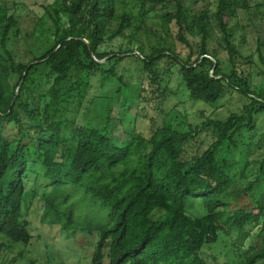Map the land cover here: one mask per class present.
Returning a JSON list of instances; mask_svg holds the SVG:
<instances>
[{
  "label": "trees",
  "instance_id": "1",
  "mask_svg": "<svg viewBox=\"0 0 264 264\" xmlns=\"http://www.w3.org/2000/svg\"><path fill=\"white\" fill-rule=\"evenodd\" d=\"M118 2L44 5L52 38L26 62L8 48L18 20L0 7V264L23 258L22 249L9 259L2 253L31 244V216L38 210L41 223L97 235L89 264H219L204 256L203 246L233 232L231 246L221 251L228 259L222 264L264 263V156L254 161L253 173L248 142L241 139L253 135L264 114V89L251 88L249 74L236 67L250 60L233 42L230 27L249 0H217L214 8L222 35L218 46L227 53L229 73L208 48L207 7L193 10L186 0H135V13L131 6L118 11ZM157 11L163 12L162 30L168 36L172 24L177 27L186 56L147 25ZM139 32L156 40L144 42ZM186 34L199 36L200 42L193 46ZM119 36L128 39V46L120 45L117 52L100 48ZM257 50L264 61L260 44ZM124 62H136L137 80L126 78L130 69ZM173 66L188 98L213 109L186 129L176 128L165 115L160 124L151 119L146 136L141 112L148 103L162 111ZM106 83L116 85L111 94L92 93ZM73 96L84 100L81 123L65 126ZM115 102L127 135L121 141L111 136ZM201 133L211 141L186 157V146ZM68 185L80 189L85 207L104 215L81 214L84 219L76 220ZM197 199L203 213L194 215L187 207ZM254 228L259 229L251 235ZM249 237L253 241L245 248Z\"/></svg>",
  "mask_w": 264,
  "mask_h": 264
},
{
  "label": "rangeland",
  "instance_id": "2",
  "mask_svg": "<svg viewBox=\"0 0 264 264\" xmlns=\"http://www.w3.org/2000/svg\"><path fill=\"white\" fill-rule=\"evenodd\" d=\"M53 0H0V7H4L7 14L14 15L18 20V32L11 33V37L8 40V48L18 61H28L34 54H38L42 51V48L48 44V40L52 38L51 21L47 17L44 11V5L52 3ZM217 0H186V3L193 10H200L204 7L209 9L210 22L212 24L210 37L208 39L209 50H215L216 57L220 60L223 70L226 73L230 72L231 64L228 61L226 51L218 46L221 40V32L217 28L215 20L213 18V12ZM132 7L133 12H137V3L135 0H119L118 11L128 10V7ZM162 11L157 13L148 20L147 25L151 27L157 33H160L164 38L172 42L174 50L180 54V56H186L188 54V48L181 44L176 39L177 27L172 24V30L169 32V36L162 30ZM230 27L232 28V40L238 47L240 53L248 57L250 62L238 61L236 67L243 70L245 74L250 76L251 88L264 89V61L259 59L257 45L260 44L261 55L264 60V0H249V8L237 10V17L230 21ZM125 35H128L131 30L124 31ZM137 37L144 42L146 40H156L153 35L147 38L144 32H139ZM186 37L190 40V43L195 46L200 42L199 36H190L186 34ZM127 38L116 37L111 42L105 43L100 48L102 50L118 51L120 45L128 46ZM196 49V48H195ZM125 67H129L130 71L125 75L131 79L137 80V70L132 71L136 65V62L123 63ZM164 66V63L160 64ZM136 69V68H135ZM130 79V78H129ZM167 95L161 102L162 111L154 108L153 103H148L145 110L141 112L140 119L145 127V135H149V124L153 119L157 124L162 121V116L165 115L166 119L170 120V123L179 129H186L187 124L199 123L206 117L211 111L212 107L200 100L192 101L188 98V93L184 88L183 82L178 76V67L173 66L171 73L167 76ZM134 83V81L131 80ZM114 83H106L103 89L99 90L95 88V92L98 94L100 91L111 94L115 89ZM233 97V96H231ZM230 98V95L225 97V100ZM235 98L233 97L232 100ZM84 106V100L73 96L67 107L64 117V125H72L75 123H81L82 108ZM119 103H113L111 111V136L115 141H121L126 138L124 132V126L121 123L119 115H117ZM202 111L203 113H200ZM167 113V115L165 114ZM256 129L250 138H246L245 135L241 137L242 140L248 142L249 154L247 160L251 162L252 172H256L255 160H260L264 156V114L258 116L256 121ZM211 141L209 134L201 133L186 146V157H190L195 151H202ZM237 157H238V151ZM251 172V173H252ZM254 175H250L249 179H253ZM66 191H71L70 201L75 203L76 220L82 221L83 216H92L94 218L104 215V210H98L95 207H85L86 204L79 197L80 189L74 186L68 185L65 187ZM197 199V203L187 207L191 214L196 215L203 213V207H201ZM231 206L225 208L224 219L227 214L230 213ZM36 215L31 216V233L33 235L31 244L16 245L17 248L13 251H4L2 256L5 259H9L15 256L18 249L23 250V258L17 259L16 264H28L30 259L35 260L36 264H89L90 256L94 249L95 242L97 240L96 234H89L84 231L71 232L69 229H62L60 225L44 224L41 223L39 214L40 211H36ZM81 215V216H80ZM80 216V217H79ZM83 218V219H82ZM82 219V220H81ZM259 228H254L251 231V235H255ZM232 237H224L220 235L217 242L212 244H205L203 246V254L209 261H218L222 264L228 260L225 254L221 251H227L233 242L235 233ZM253 241V237L246 238L243 242V246L247 248ZM243 250V248H241ZM257 264H264L263 262Z\"/></svg>",
  "mask_w": 264,
  "mask_h": 264
}]
</instances>
